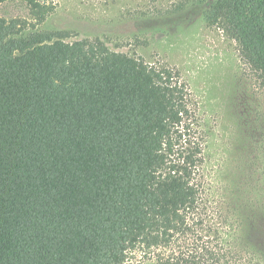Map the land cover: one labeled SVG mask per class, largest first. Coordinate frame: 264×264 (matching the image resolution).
I'll return each mask as SVG.
<instances>
[{
  "label": "trees",
  "instance_id": "1",
  "mask_svg": "<svg viewBox=\"0 0 264 264\" xmlns=\"http://www.w3.org/2000/svg\"><path fill=\"white\" fill-rule=\"evenodd\" d=\"M22 1L33 25L54 10ZM204 14L264 88V0H214ZM26 26L0 15V264H259L241 222L203 190L176 71L99 37L18 36Z\"/></svg>",
  "mask_w": 264,
  "mask_h": 264
},
{
  "label": "rangeland",
  "instance_id": "2",
  "mask_svg": "<svg viewBox=\"0 0 264 264\" xmlns=\"http://www.w3.org/2000/svg\"><path fill=\"white\" fill-rule=\"evenodd\" d=\"M48 1L54 10L39 24L22 0L1 2L0 15L27 23L18 36L48 29L66 31L67 41L99 37L111 50L176 71L202 137L203 190L241 222L264 264V88L240 61L236 41L206 20L214 0Z\"/></svg>",
  "mask_w": 264,
  "mask_h": 264
}]
</instances>
